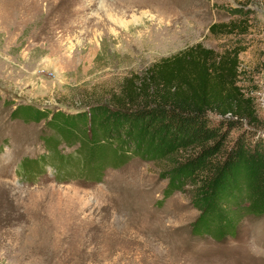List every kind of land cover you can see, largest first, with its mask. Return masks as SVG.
Instances as JSON below:
<instances>
[{
  "label": "rangeland",
  "instance_id": "374dc122",
  "mask_svg": "<svg viewBox=\"0 0 264 264\" xmlns=\"http://www.w3.org/2000/svg\"><path fill=\"white\" fill-rule=\"evenodd\" d=\"M235 6L252 12L256 37L240 53L252 72L264 60V0H0V264H264V214L232 208L228 222L195 230L201 211L187 186L166 195L164 162L105 159L94 177L81 141L58 139L64 165L53 155L52 114L15 113L85 112L161 57L217 49L208 27Z\"/></svg>",
  "mask_w": 264,
  "mask_h": 264
},
{
  "label": "trees",
  "instance_id": "16d2710c",
  "mask_svg": "<svg viewBox=\"0 0 264 264\" xmlns=\"http://www.w3.org/2000/svg\"><path fill=\"white\" fill-rule=\"evenodd\" d=\"M226 9L232 17L208 27L217 49L198 42L161 57L122 82L110 101L85 112L68 116L20 105L15 113L38 119L52 114L54 134L46 138L53 155L64 165L67 157L56 154L58 139L81 141L83 170L94 177L105 159L119 165L134 154L164 162L166 195L187 186L201 211L195 230L228 222L232 208L262 215L264 118L253 77L262 74L264 94V60L252 72L242 66L240 53L256 37L252 12Z\"/></svg>",
  "mask_w": 264,
  "mask_h": 264
}]
</instances>
